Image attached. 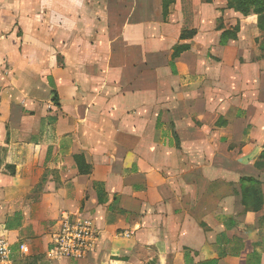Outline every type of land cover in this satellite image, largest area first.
<instances>
[{"label":"crops","instance_id":"0c3cea01","mask_svg":"<svg viewBox=\"0 0 264 264\" xmlns=\"http://www.w3.org/2000/svg\"><path fill=\"white\" fill-rule=\"evenodd\" d=\"M163 5L0 0V235L15 264H264V208L243 205L241 183L264 191V34L227 0H175L166 19ZM64 214L98 229L82 261L47 258Z\"/></svg>","mask_w":264,"mask_h":264},{"label":"built area","instance_id":"2783aa9c","mask_svg":"<svg viewBox=\"0 0 264 264\" xmlns=\"http://www.w3.org/2000/svg\"><path fill=\"white\" fill-rule=\"evenodd\" d=\"M98 239L99 232L94 221L72 219L68 214H64L58 230L52 235L47 258L52 261H82L94 250ZM24 249L25 245H21V251ZM0 264H15L12 245L3 235H0Z\"/></svg>","mask_w":264,"mask_h":264},{"label":"trees","instance_id":"16d2710c","mask_svg":"<svg viewBox=\"0 0 264 264\" xmlns=\"http://www.w3.org/2000/svg\"><path fill=\"white\" fill-rule=\"evenodd\" d=\"M228 7L231 10H234L240 14H242L249 22H254L257 24L259 30L264 34V0H227ZM175 0H163V9H164V17L165 19L169 15V10L172 4H174ZM237 27L236 30H238ZM195 32H191L188 35L184 34L182 39H188L193 37ZM231 32H225L222 36L223 44L227 42V40L232 37ZM190 46H177L175 48L174 58L179 57L182 53L189 51ZM54 101H58L57 94L55 95ZM76 162L79 166L81 173L90 174L91 167L87 165L85 158L83 156H76ZM259 162V163H258ZM257 162L258 166H264V151L261 154L259 160ZM242 183V197H243V205L250 211L259 212L264 208V191L262 188V183L253 179V178H245L241 181ZM100 189V188H98ZM99 200L103 201L102 192L99 190ZM264 221V220H263ZM210 264V263H209Z\"/></svg>","mask_w":264,"mask_h":264},{"label":"rangeland","instance_id":"374dc122","mask_svg":"<svg viewBox=\"0 0 264 264\" xmlns=\"http://www.w3.org/2000/svg\"><path fill=\"white\" fill-rule=\"evenodd\" d=\"M214 1H216V6L220 3V0H208V1H204L203 0L204 3H206V2H214ZM185 21H186L187 24L191 25V17H190V15L185 17ZM172 45L173 44H171L170 46H172ZM216 63H218V62H216Z\"/></svg>","mask_w":264,"mask_h":264}]
</instances>
